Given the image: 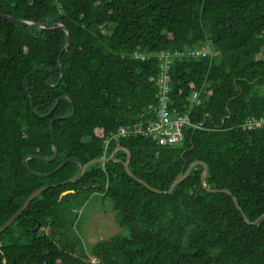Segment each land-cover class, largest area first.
<instances>
[{
    "label": "trees",
    "instance_id": "1",
    "mask_svg": "<svg viewBox=\"0 0 264 264\" xmlns=\"http://www.w3.org/2000/svg\"><path fill=\"white\" fill-rule=\"evenodd\" d=\"M0 12L62 23L71 34L65 49L62 29L0 17V227L34 190L57 184L0 233V264H93L91 257L96 264H264V128H241L264 116V0H0ZM202 47L212 51L177 59L168 76L179 111L199 92L190 113L197 127L173 146L132 136L105 153L107 136L156 102V55ZM59 58L64 76L56 86ZM64 94L74 102L73 117L66 118L74 109L68 98L46 116ZM52 120L57 158L28 159L27 169L28 155L54 156ZM118 147L130 152L131 172L156 189L168 191L195 161L208 166L206 187L197 164L171 193H156L127 173L122 149L76 182L60 184L79 173L73 161L46 177L29 171L48 174L68 158H109ZM98 194L112 202L129 236L86 249L76 226Z\"/></svg>",
    "mask_w": 264,
    "mask_h": 264
},
{
    "label": "built area",
    "instance_id": "2",
    "mask_svg": "<svg viewBox=\"0 0 264 264\" xmlns=\"http://www.w3.org/2000/svg\"><path fill=\"white\" fill-rule=\"evenodd\" d=\"M208 53L209 51L205 47L158 53L156 57L159 59L160 72L157 78L156 102L148 105L139 114L136 121L120 125L111 132L105 139V153L112 142L132 136L149 138L160 146H173L182 143L185 138L184 130L187 127H197L192 123L190 113L194 106L200 104V94L198 91H193L187 99L189 103L186 105L185 111H179L174 106L172 87L168 80L169 71L177 59L206 57ZM151 56V53H134L135 58L142 60ZM241 128L246 131L264 128V116L247 119L242 123ZM90 261L96 264L97 258L91 257Z\"/></svg>",
    "mask_w": 264,
    "mask_h": 264
},
{
    "label": "water",
    "instance_id": "3",
    "mask_svg": "<svg viewBox=\"0 0 264 264\" xmlns=\"http://www.w3.org/2000/svg\"><path fill=\"white\" fill-rule=\"evenodd\" d=\"M0 17L8 20V21H11L13 23H16L18 25H21V26H32V27H41V28H44V29H62L66 32L67 34V37H68V43L65 47V49H67L69 47V45L71 44V34H70V31L69 29L62 23H54V24H48V23H43V22H36V21H30V20H24V19H18V18H14L6 13H3V12H0ZM58 65H59V68H60V71H61V76H60V79L58 80V82L56 83V86L60 84L63 76H64V70H63V66L61 65V58L58 59ZM52 71V69H51ZM54 74L52 73V76L53 77ZM49 83H51V79L48 80ZM24 87L26 88V79L24 80ZM27 89V88H26ZM30 95V98H31V104H32V107L34 109V101H33V97L31 95V93H29ZM62 98H68L70 99V101L72 102L73 104V112L72 114H70L69 116H67L66 118H71L73 117L74 113H75V105H74V102L72 100V98L68 95V94H64L62 95L61 97H59V99L57 100L56 104L54 105V107L51 109V111L46 115V116H49L58 106L59 104V101L62 99ZM54 120L51 121L50 123V126H49V130L51 132V135L53 137V141L55 143V147H56V151H55V154L52 158L50 159H42L40 157H37V156H34V155H28L24 158V165L27 169L28 168V164H27V160L28 159H31V158H35V159H39V160H42L43 162H52L54 161L57 156H58V153H59V148H58V144H57V141L52 133V124H53ZM118 149H122L121 147H118L115 149V151L112 153L111 157L109 158H100V159H94L88 163H84L83 161H81L80 159H77V158H68L66 159L55 171H52L48 174H38V173H34L32 172L31 170L30 173L35 175V176H39V177H46V176H49V175H52L54 172H56L57 170H59L60 168H62L64 165H66L68 162H76L79 164L80 166V171L79 173L71 178V179H68L67 181H64L60 184H65V183H70V182H76L78 181L79 179L82 178V176L84 175L86 169L91 165V164H95V163H105L109 160L112 159V157L114 156L115 152L118 150ZM127 151V150H126ZM128 152V160L127 162L125 163V169L127 171V173L134 179H136L137 181H139L140 183L144 184L148 189L156 192V193H159V194H163V193H171L174 189V187L179 184L180 182L184 181L187 176L189 175V173L191 172V170L193 169L194 166H196L197 164H203L204 165V172H203V175H202V183L203 185L206 187V184H205V178H206V175H207V171H208V166L206 163L204 162H201V161H195L193 163H191L189 165V167L187 168V170L182 174L180 175L170 186L169 190L168 191H162V190H159V189H156L152 186H150L149 184H147L146 182H144L143 180H141L140 178H138L136 175H134L130 168H129V165H128V161H129V158H130V152ZM57 186V184H51V185H44L36 190H34L26 199L25 201L23 202V204L20 206V208L0 227V233L4 232L11 224L14 223V221L24 212V210L28 207V205L31 203V201L37 197L38 195H40L43 191L47 190L48 188L50 187H55ZM207 190L209 192H221V191H224V192H227L228 194L232 195V193L225 189V190H220V189H211V188H207ZM233 201L234 203L236 204L237 208L241 210V207L240 205L238 204V201L235 197H233ZM243 213V212H242ZM244 217L246 218L245 214L243 213ZM251 224H255L257 223V221L255 222H249ZM40 225H38V228H39Z\"/></svg>",
    "mask_w": 264,
    "mask_h": 264
},
{
    "label": "rangeland",
    "instance_id": "4",
    "mask_svg": "<svg viewBox=\"0 0 264 264\" xmlns=\"http://www.w3.org/2000/svg\"><path fill=\"white\" fill-rule=\"evenodd\" d=\"M211 52L210 47H205ZM76 233L86 249L93 243L110 236H129L127 229L119 227L114 219L112 202L100 194L93 196L81 210Z\"/></svg>",
    "mask_w": 264,
    "mask_h": 264
}]
</instances>
